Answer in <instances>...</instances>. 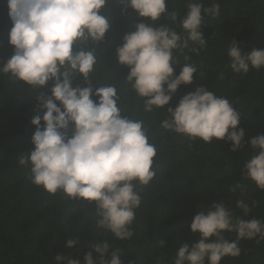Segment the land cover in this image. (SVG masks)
<instances>
[{
  "label": "clouds",
  "instance_id": "clouds-1",
  "mask_svg": "<svg viewBox=\"0 0 264 264\" xmlns=\"http://www.w3.org/2000/svg\"><path fill=\"white\" fill-rule=\"evenodd\" d=\"M107 3L108 0H8L13 22L9 43L14 54L0 68V76L14 86L43 88L53 82L51 95L42 93L38 97L40 107L46 111L31 121L36 127L34 150L30 155H19L18 163L28 170V180L37 188L52 195L62 194L83 207V201L95 202L94 230L110 235L103 242L89 245L99 256L94 258L88 252L84 264H123L120 249L111 253L110 260L106 255L116 240L126 241L134 235L136 214L144 199L142 190L157 176L158 148L149 135V126L143 119L123 113L116 83H100L95 91L92 87L93 80L99 81L95 77L97 48L110 30L108 19L101 14ZM119 3L125 13L131 8L143 18L116 48L119 63L130 69L125 83L134 97L145 98L143 112L163 111L181 85L194 83V74L204 78V65L195 63L192 57L210 48L202 29L206 22L220 16V0H210L208 6L205 0H184L183 15L176 8L168 12V0ZM226 55L236 74L264 69V49L246 51L235 38L228 43ZM179 63L183 67L176 75ZM224 75L220 73L219 78L224 79ZM73 77H82L87 87H73ZM165 113L160 126L193 142L214 144L226 139L234 152L248 143L244 129H238L242 111L210 87H197L175 107H167ZM250 143L254 151L247 155L242 175L264 191V134ZM237 190L247 189L237 183L230 193ZM257 205L258 201L252 200L250 207L240 198L237 209L248 216ZM190 227L197 239L179 242L171 264H222L226 258L241 256V241L264 240V221L237 216L223 202H214L200 211ZM226 233H234L235 238H228ZM78 243L69 239L66 247L73 249ZM159 246L167 244L160 240ZM166 259L158 256L154 264H164ZM54 261L81 264L71 254L57 255Z\"/></svg>",
  "mask_w": 264,
  "mask_h": 264
},
{
  "label": "trees",
  "instance_id": "trees-1",
  "mask_svg": "<svg viewBox=\"0 0 264 264\" xmlns=\"http://www.w3.org/2000/svg\"><path fill=\"white\" fill-rule=\"evenodd\" d=\"M209 3L210 0H205V6ZM220 4V16L206 22L202 29L210 48L192 57L195 63L204 65V78L194 74L192 85H181L163 111L152 113L141 110L145 98L134 97L130 85L125 83L130 69L119 63L116 53L124 35L134 31V26L143 18L131 8L125 13L119 0H108L101 10L110 23V30L97 48L99 63L95 77L100 82L93 80V90L100 83H116L123 113L143 119L158 148L157 176L142 190L144 199L136 214L134 235L126 241L116 240L106 255L109 260L111 253L120 249L123 264H154L158 256L167 257L164 264H171L179 242L197 239L190 227L194 216L214 202H223L242 218L254 216L264 221V191L242 175L247 155L254 151L251 139L264 134V69L236 74L230 69L226 55L228 43L234 38L246 51L264 49V0H220ZM175 8L183 15L184 0L175 4L168 0V12ZM162 23L169 21L162 20ZM12 27L8 0H0V68L14 54V47L9 43ZM182 67V63L175 66L176 75ZM220 73L225 74L224 79L219 78ZM72 84L87 87L82 77H73ZM52 86L53 82L43 88L14 86L0 76V264H55L54 258L61 254H71V258L84 264L88 252L94 258L99 256L89 245L103 242L110 235L94 230L95 202L83 201L84 208L62 194L52 195L37 188L28 180V170L18 163L19 155H30L34 150L32 137L36 127L31 121L36 115L43 116L46 109L40 107L38 97L42 93L50 96ZM200 86L226 96L242 111L238 129H244L248 142L243 149L232 151V143L226 139L214 144L193 142L160 126L167 107H175L185 94ZM92 98L98 100L95 96ZM57 104L61 106L58 101ZM68 134L71 136V130ZM237 183L244 184L247 190L230 193ZM240 198L250 207L252 200L258 201L248 216L237 209ZM226 235L235 238L234 233ZM69 239L80 243L68 249ZM160 240L167 246L160 247ZM240 247L239 258H226L222 264H264V240L259 243L243 240Z\"/></svg>",
  "mask_w": 264,
  "mask_h": 264
}]
</instances>
